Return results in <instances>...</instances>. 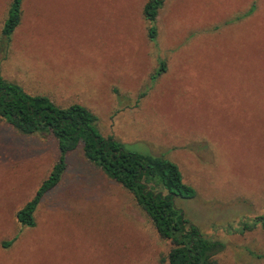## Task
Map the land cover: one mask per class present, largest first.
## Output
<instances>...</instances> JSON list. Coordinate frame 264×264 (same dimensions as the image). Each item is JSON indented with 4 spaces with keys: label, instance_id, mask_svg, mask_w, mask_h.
<instances>
[{
    "label": "rangeland",
    "instance_id": "rangeland-1",
    "mask_svg": "<svg viewBox=\"0 0 264 264\" xmlns=\"http://www.w3.org/2000/svg\"><path fill=\"white\" fill-rule=\"evenodd\" d=\"M146 1L23 0L0 77L79 103L102 135L170 158L196 190L177 206L224 244L215 264H264V229L243 226L264 214V0H163L155 41ZM58 156L50 134L0 119V264H168L169 241L81 146L21 227L17 210Z\"/></svg>",
    "mask_w": 264,
    "mask_h": 264
},
{
    "label": "trees",
    "instance_id": "trees-1",
    "mask_svg": "<svg viewBox=\"0 0 264 264\" xmlns=\"http://www.w3.org/2000/svg\"><path fill=\"white\" fill-rule=\"evenodd\" d=\"M22 2L10 0L0 31L1 46L9 43L21 21ZM162 4L163 0H147L142 8L151 41L156 38L155 20ZM164 70L161 62L155 75ZM0 119L21 134H50L59 150L46 178L15 214L21 227L35 225L37 206L59 184L67 168V155L81 146L86 161L128 191L158 235L169 241L165 257L168 264H215L214 256L224 244L206 237L177 206L176 199H193L196 190L184 181L179 166L170 158L132 150L112 136L102 135L96 127L95 114L79 103L60 106L47 95L29 93L20 84L1 77ZM256 225L264 229V214L256 217L252 225L243 223L244 229Z\"/></svg>",
    "mask_w": 264,
    "mask_h": 264
}]
</instances>
